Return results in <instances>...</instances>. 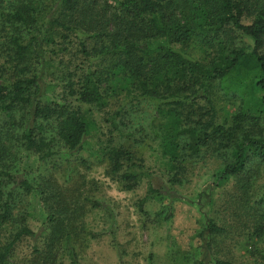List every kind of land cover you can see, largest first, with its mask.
<instances>
[{"label": "trees", "instance_id": "1", "mask_svg": "<svg viewBox=\"0 0 264 264\" xmlns=\"http://www.w3.org/2000/svg\"><path fill=\"white\" fill-rule=\"evenodd\" d=\"M73 44L80 62L66 72L63 86L72 102L44 100L43 76L56 71L55 58ZM117 91L124 92V105L108 123L128 138L124 106L134 100L150 106L148 126L172 187L181 185L187 163L204 155L222 162L216 182L253 166L264 173V0H0V228L15 226L11 241L0 246V264L20 239L33 237L15 213L20 193L38 192L49 208L55 205L46 218L51 242L80 235L73 225L77 209L59 193L48 195L52 185L45 184L47 191L35 186L2 160L14 146L42 163L61 149L79 152L89 132L87 109L103 108ZM216 94L239 96L222 123ZM105 158L124 191L148 177L141 159L122 144ZM242 187L249 194L248 185ZM161 194L149 187L140 206ZM256 217L254 233L264 235V214ZM207 229L225 232L212 223ZM258 256L264 263V252Z\"/></svg>", "mask_w": 264, "mask_h": 264}, {"label": "rangeland", "instance_id": "2", "mask_svg": "<svg viewBox=\"0 0 264 264\" xmlns=\"http://www.w3.org/2000/svg\"><path fill=\"white\" fill-rule=\"evenodd\" d=\"M68 49L55 58L56 71L42 78L47 85L44 100L72 102L65 99L64 78L80 60L75 44ZM114 93L103 108L87 109L89 132L79 152L61 149L42 163L14 146L2 160L26 172L35 186L47 191L45 184L52 185L48 195L59 193L63 202L78 210L73 225L80 231L68 243L51 242L46 218L55 205L49 208L38 192L20 193L15 213L25 218L33 237L20 239L5 264H264L258 256L264 252V235L254 233L256 215L264 214L262 169L253 166L238 178L216 182L222 162L204 155L188 162L179 178L181 185L172 187L167 182L171 174L167 161L148 126L152 108L135 100L126 104L124 121L131 136L121 138L107 121L124 105V92ZM216 95L217 121L222 123L237 109L239 96ZM118 144L141 159L148 175L131 191L122 190L117 176L108 172L105 156ZM248 176L252 178L247 182ZM243 184L249 194L242 191ZM149 187L162 194L140 206ZM249 207H258V214ZM209 223L225 232L211 234ZM14 231L11 223L0 228V246L11 241Z\"/></svg>", "mask_w": 264, "mask_h": 264}]
</instances>
